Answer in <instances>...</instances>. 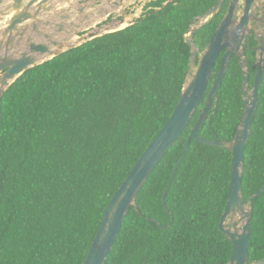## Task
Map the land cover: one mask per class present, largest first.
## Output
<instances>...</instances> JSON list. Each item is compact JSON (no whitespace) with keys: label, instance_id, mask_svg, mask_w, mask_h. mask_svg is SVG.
<instances>
[{"label":"trees","instance_id":"16d2710c","mask_svg":"<svg viewBox=\"0 0 264 264\" xmlns=\"http://www.w3.org/2000/svg\"><path fill=\"white\" fill-rule=\"evenodd\" d=\"M217 1L150 0L127 27L31 67L7 88L0 264L84 263L109 202L176 107L191 56L186 31ZM224 14L196 32L198 46ZM240 81L231 64L201 136L233 139ZM203 103L148 177L105 264H228L233 245L219 223L232 152L192 139L167 191ZM244 165L247 201L264 186V83ZM249 252L250 261L264 257V193L253 201Z\"/></svg>","mask_w":264,"mask_h":264},{"label":"water","instance_id":"95a60500","mask_svg":"<svg viewBox=\"0 0 264 264\" xmlns=\"http://www.w3.org/2000/svg\"><path fill=\"white\" fill-rule=\"evenodd\" d=\"M226 2L227 0H218L213 7L199 15L186 31L184 39L191 46V56L184 87L176 107L168 122L144 151L109 202L83 264H105L130 207L135 206L137 209V196L148 177L188 127L203 99L219 54L225 47H228V50L224 55L220 72L185 143L167 191L192 139L231 151L229 195L219 223L220 229L233 245L228 264H264V257L250 261L249 252L253 201L264 193V186L247 201L242 188L245 149L251 137L253 117L258 108L257 88L261 65L255 90L251 94L246 91L248 78L245 72V107L235 137L232 140L219 141L203 137L199 133L227 71L233 49L237 50L249 31L251 9L255 0H244L238 20L235 16L240 0H230L229 8L211 40L203 50H200L195 42L196 32L210 23ZM127 4L128 0H0V111L5 91L26 70L68 49L130 25L131 19L126 17ZM115 8L122 10L121 21L100 24L104 16ZM125 23L128 25L124 26ZM96 24H99L98 27H93ZM234 24L235 28L232 30ZM261 40L262 38L258 41L264 50V39ZM198 53L200 58L197 63ZM239 55L242 59V55L240 53ZM242 65L243 67L245 65L243 61ZM167 191L164 194V202Z\"/></svg>","mask_w":264,"mask_h":264},{"label":"flooded vegetation","instance_id":"af4514ba","mask_svg":"<svg viewBox=\"0 0 264 264\" xmlns=\"http://www.w3.org/2000/svg\"><path fill=\"white\" fill-rule=\"evenodd\" d=\"M229 1L230 0H227L225 5L223 6V8L225 9V14H226V12H227V10L229 8ZM243 6H244V0H240V2L238 3V10L236 11V16H235L236 20L239 19L240 12L243 9ZM224 15L219 20L215 30L219 26V24L222 21ZM133 21L134 20H132V22ZM231 28L233 30L235 28V24L232 25ZM215 30L213 31L212 35L214 34ZM242 33H244V31H242ZM212 35H211V37H212ZM211 37L207 41V43H206V45L204 47H200L197 44V46L199 47L200 50H203L207 46V44L211 40ZM260 38H262V40L264 39V0H255L254 4L252 6V9H251L249 31L246 33V37H245L244 42H242L241 45L237 47V50L233 49V52H232V54L230 56V60H229V63H228V68H227V71L225 73V75H226L227 72L230 69L231 64H238V67H239L240 72H241V81L239 83L240 87H237V86L235 87V93L233 92V95L238 94L240 96V98H237V99H240L243 102V113H244V107H245V88H244L245 79H246V73L245 72H247V78H248V81H247V85L248 86L246 88V91L251 94L255 90V85H256V82H257V77L259 75L260 65H261V67H262L261 76H260V80H259V84H258V88H257V91H258V107H259V92H260L262 84L264 83V50L261 48V44L258 41ZM227 50H228V47H225V48H223V50L219 54V57L217 59L216 65H215L214 70H213V73L211 75L210 82H209V84L207 86V89H206L205 94H204L203 99H202L204 101L203 108L205 106V102L207 100V97H208V95H209V93H210V91H211V89L213 87V84H214V82H215V80H216V78H217V76H218V74L220 72V69H221L222 64H223V58H224V55H225ZM239 53L242 55V59L240 58ZM199 58H200V54L198 53V55H197V63L199 61ZM241 60L245 63L244 67L242 65V61ZM225 75L222 78V82H223V80L225 78ZM222 82L220 84V87L216 91V94L214 95L211 107L213 105V101L218 97L217 94L220 91ZM238 91H239V93H238ZM211 107H210V109H211ZM243 113H242V116H243ZM242 116H241V119H242ZM241 119H240V121H241ZM253 120H254V117H253ZM235 135H236V133H235ZM224 140H232V139H224Z\"/></svg>","mask_w":264,"mask_h":264},{"label":"rangeland","instance_id":"374dc122","mask_svg":"<svg viewBox=\"0 0 264 264\" xmlns=\"http://www.w3.org/2000/svg\"><path fill=\"white\" fill-rule=\"evenodd\" d=\"M150 0H128V4L126 6V17L130 18L131 21L135 20L143 11L145 8L143 7L146 3H148ZM98 4V3H97ZM95 4V6L97 5ZM111 7V6H110ZM111 16L110 22L118 23L121 21L122 18V10L115 8L114 11H112L110 14H106L104 18L99 22L103 25V22L108 19V17ZM99 24H96L93 27H98ZM128 24L125 23L124 26H127ZM87 30H85L86 33Z\"/></svg>","mask_w":264,"mask_h":264},{"label":"crops","instance_id":"0c3cea01","mask_svg":"<svg viewBox=\"0 0 264 264\" xmlns=\"http://www.w3.org/2000/svg\"><path fill=\"white\" fill-rule=\"evenodd\" d=\"M44 14V13H43ZM52 28H49V30H51Z\"/></svg>","mask_w":264,"mask_h":264}]
</instances>
